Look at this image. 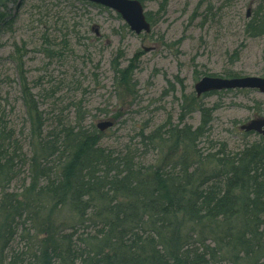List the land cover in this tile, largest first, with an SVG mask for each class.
Masks as SVG:
<instances>
[{
	"label": "trees",
	"instance_id": "1",
	"mask_svg": "<svg viewBox=\"0 0 264 264\" xmlns=\"http://www.w3.org/2000/svg\"><path fill=\"white\" fill-rule=\"evenodd\" d=\"M5 1L0 28L9 24ZM244 33L264 37V0ZM43 38L48 56L72 52L66 40L54 50ZM137 58L122 68L118 52V93L136 97ZM19 77L22 129L0 89V264H264L262 138L235 151L211 140L213 109L200 103L197 128L168 122L150 132L144 124L129 143L108 145L80 104L72 120L50 116L21 64Z\"/></svg>",
	"mask_w": 264,
	"mask_h": 264
},
{
	"label": "rangeland",
	"instance_id": "2",
	"mask_svg": "<svg viewBox=\"0 0 264 264\" xmlns=\"http://www.w3.org/2000/svg\"><path fill=\"white\" fill-rule=\"evenodd\" d=\"M257 2L147 0L144 8L153 19L152 31L138 36L115 11L86 1L6 0L4 21L10 26L0 28L2 107L22 129L21 64L41 108L50 116L63 114L72 120L78 111L73 104H80L87 123L114 121L105 132L108 145L129 143L144 124L150 132L168 122L197 128L200 103L213 109L211 140L226 142L233 151L258 142L259 135L246 134L241 126L264 116V94L233 90L198 99L194 90L204 76L264 78V37L244 33L247 14L254 13ZM45 34L53 39L54 50L63 48L61 41L66 40L72 52L64 59L48 56ZM118 52L122 68L138 57L136 97L116 90L113 67ZM19 56L21 63L16 62ZM193 97L197 102L186 113Z\"/></svg>",
	"mask_w": 264,
	"mask_h": 264
},
{
	"label": "water",
	"instance_id": "3",
	"mask_svg": "<svg viewBox=\"0 0 264 264\" xmlns=\"http://www.w3.org/2000/svg\"><path fill=\"white\" fill-rule=\"evenodd\" d=\"M89 3L102 6L115 11L130 27L136 35L149 34L152 30L151 24L147 21L145 9L138 0H83ZM247 17H250L248 12ZM228 90H256L264 94V78L244 77L225 79L218 77H204L195 85V92L198 98L212 93ZM114 126L112 121H104L97 125L101 132H105ZM241 129L247 133H257L264 137V117L254 119Z\"/></svg>",
	"mask_w": 264,
	"mask_h": 264
}]
</instances>
